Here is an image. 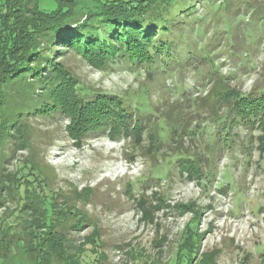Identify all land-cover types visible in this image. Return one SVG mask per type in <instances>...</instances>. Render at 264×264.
<instances>
[{"label":"trees","instance_id":"obj_1","mask_svg":"<svg viewBox=\"0 0 264 264\" xmlns=\"http://www.w3.org/2000/svg\"><path fill=\"white\" fill-rule=\"evenodd\" d=\"M204 1L207 0H54L55 7L46 10L38 7L35 0H0V6L5 8L0 9V204L17 195L20 204L32 210L31 196L24 193L29 189L23 182L11 180L3 169L14 148L24 140L18 138L38 119L66 118V131L73 141L101 136L112 141L128 140L134 150H143L149 157L165 149L160 142H167L168 149L177 144L182 131L174 121L169 122L165 115L152 118V111L143 101L137 107L127 105L114 95L86 86L68 60L74 57L101 70H142L147 78L199 64H208L209 75H214L219 73L220 60L230 61L235 70H244L258 43L264 40V7L259 3L253 6V0H237L233 5L221 0L211 10V17L206 12L196 15V3ZM209 3L210 8L216 4L214 0ZM221 6L223 11L219 13ZM209 30L213 32L209 43L204 44ZM214 46L217 49H212ZM72 91L77 99L68 105ZM217 103L222 114L214 116L217 131L212 141L205 143L206 157L175 150V155L165 161L169 167L173 164L179 174H193L200 182L209 180L213 156L224 145L248 147L249 140L244 142L238 131L251 136L257 130L258 149L264 154V85L247 93L227 86ZM217 109L211 107L210 111L215 115ZM154 126L159 128L157 138ZM191 129L194 131V127ZM74 130L79 133L72 137ZM193 131L184 133L191 138L195 136ZM66 196L75 199L78 207L80 200H88L90 189L83 195ZM156 204L157 200L150 197L136 201L142 220H153ZM61 206L55 207L49 195L42 197L35 208L44 211L41 224L45 227L33 225L35 233L31 227L25 230L14 226L8 223V216L0 215L2 256L15 250L30 255L31 250L39 254L37 264L53 256L67 263L99 264L104 251L97 248L104 243L95 233L92 216L87 211ZM63 216L67 222L53 223ZM88 228V238L81 237L76 244L73 235ZM191 236L198 238L197 232ZM262 254L260 264L264 251ZM219 257L217 249L212 248L201 253L193 264H215ZM133 259L138 264V259Z\"/></svg>","mask_w":264,"mask_h":264},{"label":"rangeland","instance_id":"obj_2","mask_svg":"<svg viewBox=\"0 0 264 264\" xmlns=\"http://www.w3.org/2000/svg\"><path fill=\"white\" fill-rule=\"evenodd\" d=\"M214 1L212 8L209 0L196 3V15L206 12L211 17V10L221 2ZM226 1L229 5L237 2ZM35 2L46 10L55 7L54 0ZM262 2L253 0L252 5L259 3L262 8ZM0 9L5 11L2 6ZM218 11L222 12L223 7ZM212 32L204 44L209 43ZM68 63L86 86L114 95L127 105L137 107L143 101L152 111V118L165 115L169 122L179 126L182 137L169 149L167 142H160V147L165 149L149 157L143 150H134L128 140L112 141L101 136L73 141L66 131L69 127L66 118L38 119L18 138L24 140L14 148L12 158L3 167L11 180L23 182L29 189L24 193L31 196L32 210L25 209L17 195L9 196L0 204V215L8 216V223L14 226L25 230L31 227L30 231L35 233L33 225L45 227L41 224L44 211L41 207L35 208L45 195L52 197L55 207L62 205L77 212L87 211L93 218L95 233L104 243L102 248H97L99 252L104 251L99 264H134V257L138 264H193L201 253L212 248L220 254L215 264H260L264 251V154L258 149L259 132L255 130L249 136L244 130L238 131L244 142L249 140L248 147L224 145L213 156L208 181L200 182L193 174L190 178L179 174L172 168L173 164L169 167L165 161L175 155V150L192 152L201 159L206 157L203 149L217 131L213 119L222 114L216 104L224 89L232 86L247 93L264 85V40L258 43L244 70H235L230 61L220 60L217 62L219 73L214 75H209L208 64L147 78L142 70H101L74 57ZM226 75L228 78L224 79ZM76 99L72 91L68 105ZM211 107L217 109V114H212ZM189 127L191 131L194 127V137L184 133L190 131ZM158 129L152 128L156 130V138ZM77 133L78 130L71 131V136ZM131 158L133 162L129 161ZM155 176L160 177L154 179ZM88 189V200H80L78 207L75 199L66 196L83 195ZM141 197L157 200L151 222L148 218L142 220L136 207ZM67 220L63 216L53 223L59 225ZM194 232L198 238L191 236ZM90 233L91 228L78 230L73 235L75 243H80L81 237L88 238ZM38 255L31 250L30 255L15 250L4 258L0 252V264H37ZM43 263L73 264L62 262L56 256L47 262L42 259L38 264Z\"/></svg>","mask_w":264,"mask_h":264}]
</instances>
